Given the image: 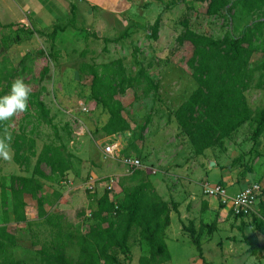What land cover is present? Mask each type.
Instances as JSON below:
<instances>
[{
  "label": "rangeland",
  "instance_id": "rangeland-1",
  "mask_svg": "<svg viewBox=\"0 0 264 264\" xmlns=\"http://www.w3.org/2000/svg\"><path fill=\"white\" fill-rule=\"evenodd\" d=\"M207 3L208 0H0V89L7 81L19 78L31 90H40L57 132L51 125L36 119L33 109L18 113L7 121L6 127L12 138L22 133L32 139L36 155L45 144H52L64 155L68 154L71 162L64 175L66 179H54L50 167L41 164L46 177L40 178L43 187L37 197L45 215L39 214L37 199L26 195L27 219L12 221L6 226L15 236V244L0 252V264H43L40 250L51 240L64 243L67 257L77 262L79 236L99 223L97 218L88 216L96 207L101 186L89 191L84 180L90 175L109 174L115 180L112 196L116 199H122L138 184L148 183L150 188L145 191L166 202L169 212H177L174 206L182 205L184 214L186 208L188 214L183 218L178 216V221L173 217L169 227L174 235L167 238L171 255L168 264H254L250 255L254 250L245 244L243 233V237L239 233L234 236L232 227L224 225L220 229L211 219L205 218L200 209L204 194L199 191L200 194L190 196L181 186L182 181H177L180 178L177 167L183 162L193 165V158L199 156L193 152L188 137L174 117L177 107L197 87L187 64L193 47L187 40L181 43L179 36L190 30L222 42L227 37L239 35L246 25L256 20L264 22V8L241 15L225 6L209 15ZM159 13L161 19L153 33L151 26ZM65 24H68L66 29L55 36V51L50 56L49 38L41 31L48 33L54 26ZM125 31L127 36L121 37ZM260 37H264V28ZM261 56V50H255L253 63L259 65ZM116 60L120 61L125 75L136 77L142 67L153 81L150 85L141 77L116 95L130 130L106 134L101 127L106 116L98 114L87 98L86 86L91 76L90 69L83 65L99 66ZM112 66L117 67V64ZM244 94L251 108L264 106L263 69H254ZM202 111L199 107L194 115ZM4 128L0 127V138L4 136ZM112 140L120 142L122 155L137 157L143 167L131 169L111 157L104 158L103 148ZM260 140L264 141L260 137L253 141L245 125L225 138L222 145L208 148L200 155L212 156L214 160L219 157V168L229 164L241 168L238 180L250 181L248 173L259 153ZM261 146L264 149V142ZM20 152L28 156L27 162L16 163L13 148L11 159L0 157V185L7 187L8 196L6 207L0 201V225L5 215L11 219L9 188L19 187L22 176H36L33 170L36 156L30 155L28 143ZM152 168L156 169L155 173L151 172ZM219 173L218 169L211 170L207 173L208 181L218 180ZM99 184L104 188L103 183ZM240 185L229 186L226 193L234 195ZM255 214L247 215L252 227ZM104 218V226L112 223L117 229L121 224L116 214H106ZM212 222L214 227L209 231ZM183 226L199 232L206 263L198 257L189 232ZM254 242L264 244V239H254ZM128 245L126 258L116 249L122 264H140L139 258L146 256L148 251L139 239L136 226L131 229ZM260 254L264 256V251Z\"/></svg>",
  "mask_w": 264,
  "mask_h": 264
},
{
  "label": "trees",
  "instance_id": "trees-1",
  "mask_svg": "<svg viewBox=\"0 0 264 264\" xmlns=\"http://www.w3.org/2000/svg\"><path fill=\"white\" fill-rule=\"evenodd\" d=\"M225 6L232 8L234 13L246 15L264 8V0H208L206 13L213 15ZM71 10L74 18L73 6ZM161 13L157 15L151 26L153 33L157 31ZM70 25L75 27L72 23ZM67 26L68 24L54 26L48 33L41 31L49 38L50 56L54 55V40L57 32L64 31ZM262 28H264V22L256 20L252 25H246L239 35L227 37L222 42L195 34L190 30L179 36L181 43L187 40L193 47L192 55L187 64L197 82V87L177 107L174 117L177 126L188 137L195 154L200 155L208 148L222 145L225 138L245 125L249 127L253 141L259 137L264 139V106L256 109L251 108L244 94L254 69L264 70V37H260ZM127 34L128 32L125 31L121 37H126ZM103 39L110 41L109 38ZM257 49H260L262 54L259 65L254 64V60H252ZM112 64H117V67H113ZM83 67L90 69L91 76L90 84L86 86L87 98L89 102H93L98 114L106 116L105 122L101 126L103 130L106 134L130 130L127 119L121 113V101L116 98V95L131 87L134 80L140 81L141 77L150 85L153 80L144 72L142 67L138 69L136 77L125 75L119 60L99 66L84 64ZM47 70L48 68L45 67L44 71ZM104 71L109 72L110 75L109 73L104 74ZM11 84L12 82H6L0 89V96L8 93ZM199 107H202L203 111L200 115L195 116L194 113ZM29 109H33L36 119L51 125L57 132L52 123V118L49 116V110L41 98L40 90H31L27 110ZM7 124V121L0 122V127H6ZM26 143H28L30 155L36 156L33 169L36 176H22L19 187L9 188L11 199L9 212L15 222H24L27 219L25 195L37 199L40 207L39 214L45 215L41 200L37 197V192L43 187L40 178L46 177L41 169V164L50 167L54 179L57 177L66 179L64 175L71 166L69 155H64L58 146L52 144H45L36 155L34 141L22 133L11 140L10 146L14 150L13 159L16 163L27 162L28 156L20 152ZM53 178L49 177L51 180ZM148 186V183L138 184L132 191L125 193L122 199L114 197L113 200L110 199L109 192L104 189L96 199V207L88 216L97 218L99 223L79 236L80 253L78 261L74 262L67 257L64 243L51 240L46 244L47 247L40 250L41 256H43L42 263L122 264L116 249L124 255V258L129 256L128 238L131 229L136 226L138 227L139 239L145 243L148 251L146 256L143 255L139 258V263L168 264L171 259L165 242V230L170 223L168 205L156 194L146 192L145 189L150 188ZM6 190L7 187L1 184L0 201L3 207L8 205ZM258 204V211L253 215L252 222L256 230L264 233V199H261ZM220 205L223 203L220 202ZM173 209L176 211V206ZM106 214L120 216L121 224L117 229L113 227L112 223L103 225ZM4 220L8 222L10 218L6 215ZM47 220L50 221L51 219L47 218ZM213 227L214 223L210 224L208 230L211 231ZM183 229L189 232L198 257L203 263H206L198 238L199 232L196 233L192 227L183 226ZM244 242L249 245L250 249H264V245L253 246L246 239ZM14 244L15 236L8 232L6 226L1 225L0 252H5Z\"/></svg>",
  "mask_w": 264,
  "mask_h": 264
},
{
  "label": "crops",
  "instance_id": "crops-1",
  "mask_svg": "<svg viewBox=\"0 0 264 264\" xmlns=\"http://www.w3.org/2000/svg\"><path fill=\"white\" fill-rule=\"evenodd\" d=\"M114 141L118 143L119 149L116 152L115 157H112V159L120 162L119 158L123 156L120 153L122 147L119 141L117 140H114ZM263 142H261V140L259 141L258 144L260 146L257 148L259 153H257V155L255 156V161H254V164L252 165V168L249 169L248 174L251 175V178H252L250 179V181L246 179H243L241 181L238 180V178L240 177L241 168L232 166L231 164L226 165L225 168H219L217 165V160L219 157L216 160H214V159H211L212 156H205V155H199L196 158H193V165H190L189 162H183L182 163L183 165L177 167V175H179L180 177L179 179L177 178V181H180V180L182 181L181 186L183 187V189L185 190L187 194L189 193L190 196H195V194H200L199 191L203 193L202 183L208 181L207 173H209L213 169H218L220 171L219 173L220 178L214 181L213 183L209 181L208 182L211 184L220 183L225 186L226 191L229 186H235L236 184H239V185L241 184L240 185L241 187L239 188L240 190L248 183L254 182L256 180H258L256 182H259L261 186L264 188V149L261 146ZM261 164H263L262 167H260ZM154 170L156 172L155 168ZM94 177L106 178L107 176L99 177L95 175ZM85 180H84V183H85ZM155 182L157 183V180H155ZM70 185L73 186L71 181H70ZM96 187L100 188V191L98 192L100 193L103 192L104 188H102L101 184H98V186ZM25 196H24V200H25ZM202 199H203L202 200L203 203L200 204L201 205L200 209L204 211L203 215L205 218L211 219V221H213L218 227L220 226L219 227L220 229L221 228L223 229L224 225H228V227H232L231 228L233 230L232 235L235 236V234L239 233L241 237L245 236L244 239L249 241V243H251L253 246L264 245L262 242H260V244H256L254 242V239L255 241H258V238L260 241L261 239H264V233L256 230L254 225L253 227L250 225L249 216H234L231 210L230 203L223 202L220 197L218 198L219 199L218 200L217 196H209V195L204 194ZM188 201H190V198H188ZM220 202H222L223 205H220ZM258 205L259 204L257 203L254 213H257ZM181 209H183V206L179 205L177 206V212H174V211L169 212L170 223L165 230V242L167 244V248H168L167 238H172V236L174 235L172 234L173 229L169 228L170 225L172 224L173 217H175L176 221H178V216L183 218V215L186 216L188 214L185 207H184V210H185L184 214H182ZM25 211H26V206H25ZM2 221H3L2 225L4 226H8L9 222H12V221L15 222L14 220H12V215H11V219L8 222H5V220H2ZM205 221L207 222V220ZM242 233H243V236H242ZM252 236H253V239H252ZM247 247L249 248V245ZM252 250H254V252L250 251V255H251V258L253 259L254 264H262L264 262V256L260 254V252L264 251V249H252Z\"/></svg>",
  "mask_w": 264,
  "mask_h": 264
},
{
  "label": "built area",
  "instance_id": "built-area-1",
  "mask_svg": "<svg viewBox=\"0 0 264 264\" xmlns=\"http://www.w3.org/2000/svg\"><path fill=\"white\" fill-rule=\"evenodd\" d=\"M118 149L119 145L116 141L112 140L106 143L102 151L103 157H115ZM119 160L123 165L131 169L143 167L140 159L132 155H123ZM151 172L155 173L154 168H152ZM99 183H103L104 189L109 192L110 199L113 200L112 192L115 187L114 177L109 175L106 178H98L90 175L85 180V187L89 191H94L95 186ZM202 191L206 195L217 196L223 202L230 203L232 213L235 216H244L254 212L259 200L264 199V188L256 181L248 183L232 196L226 193L225 186L220 183L211 184L208 181L203 182Z\"/></svg>",
  "mask_w": 264,
  "mask_h": 264
},
{
  "label": "clouds",
  "instance_id": "clouds-1",
  "mask_svg": "<svg viewBox=\"0 0 264 264\" xmlns=\"http://www.w3.org/2000/svg\"><path fill=\"white\" fill-rule=\"evenodd\" d=\"M31 88L22 79H15L10 91L0 96V122L10 121L18 113H23L28 109V99ZM12 135L8 128H4V136L0 138V157L5 160L11 159Z\"/></svg>",
  "mask_w": 264,
  "mask_h": 264
}]
</instances>
